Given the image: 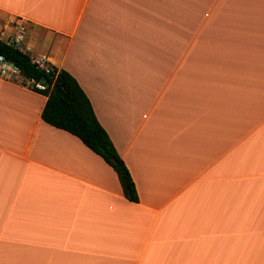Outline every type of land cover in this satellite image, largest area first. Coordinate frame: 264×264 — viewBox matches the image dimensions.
<instances>
[{
	"label": "crops",
	"instance_id": "crops-1",
	"mask_svg": "<svg viewBox=\"0 0 264 264\" xmlns=\"http://www.w3.org/2000/svg\"><path fill=\"white\" fill-rule=\"evenodd\" d=\"M16 16L138 201L42 120L45 95L0 77V264H264V0H0Z\"/></svg>",
	"mask_w": 264,
	"mask_h": 264
},
{
	"label": "trees",
	"instance_id": "trees-1",
	"mask_svg": "<svg viewBox=\"0 0 264 264\" xmlns=\"http://www.w3.org/2000/svg\"><path fill=\"white\" fill-rule=\"evenodd\" d=\"M2 61L12 63L18 68L22 84L46 96L41 112L42 120L77 136L114 169L123 195L130 201H138L128 167L97 120L91 102L77 80L68 71L55 66L49 72L36 67L27 53L0 40V63ZM44 76L48 83L43 89H39L36 83Z\"/></svg>",
	"mask_w": 264,
	"mask_h": 264
},
{
	"label": "built area",
	"instance_id": "built-area-1",
	"mask_svg": "<svg viewBox=\"0 0 264 264\" xmlns=\"http://www.w3.org/2000/svg\"><path fill=\"white\" fill-rule=\"evenodd\" d=\"M26 32L25 21L21 17H10L0 22V40L15 49L27 53L36 67L49 72L53 68L50 58L44 53L33 52L26 41ZM19 76L18 68L15 65L6 61L0 63V77L13 80L19 79ZM36 87L43 89L45 85L40 80L36 83Z\"/></svg>",
	"mask_w": 264,
	"mask_h": 264
},
{
	"label": "water",
	"instance_id": "water-1",
	"mask_svg": "<svg viewBox=\"0 0 264 264\" xmlns=\"http://www.w3.org/2000/svg\"><path fill=\"white\" fill-rule=\"evenodd\" d=\"M41 81H42V83L44 84V85H47V78L44 76V77H42V79H41Z\"/></svg>",
	"mask_w": 264,
	"mask_h": 264
}]
</instances>
